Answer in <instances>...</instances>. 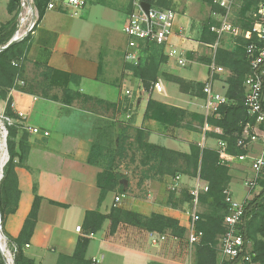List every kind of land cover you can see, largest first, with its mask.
<instances>
[{"label": "trees", "instance_id": "obj_1", "mask_svg": "<svg viewBox=\"0 0 264 264\" xmlns=\"http://www.w3.org/2000/svg\"><path fill=\"white\" fill-rule=\"evenodd\" d=\"M153 7L170 9L171 3L166 0H141ZM210 8V16L204 21L199 42L207 46L214 45L218 35L213 30L221 26L220 19L225 11L219 7L216 0H200ZM50 0H34V7L38 11V20L32 32L22 41L8 49L1 51L8 45L17 31V16L21 8V0H9L8 13L13 18L0 26V101L8 99L12 90L22 91L28 94L41 96L42 98L62 103L68 107L80 109L95 114L99 119L92 141L88 163L99 167L101 172L97 175L96 184L100 191L98 206H102L109 194L122 197L127 194V177L117 168V161L129 150L140 155V164L143 166L145 178L173 179L177 176H185L191 179L200 178L209 186L208 192L202 193L199 199L203 213L196 224L198 232L203 234L200 243L194 246V264H264V169L257 180L256 188L251 200L245 205V213L240 226L245 245L252 247L251 261L221 259L220 244L225 233L224 220L228 214L227 194L232 181L229 161L223 163L217 149L202 146L199 143H191L188 152L176 151L149 141V133L140 128H133L134 135H129V129H123L122 135L115 143L112 141L113 126L104 120L106 112L120 110L123 102L110 103L98 99L80 91L81 77L52 68L45 61L34 63L36 73L33 78L26 76V60L31 49L32 35L38 25L41 24ZM254 2L243 0L238 13V19L234 22L244 31L252 28V20L248 17ZM131 2L129 14L133 12ZM233 40V38H232ZM252 41L242 37L236 38L230 47H219L215 61L229 73L226 79V97L229 104L219 109V117L206 118L204 114L191 112L180 107L163 103L154 97L149 98L145 111V120H154L164 126L166 130L186 129L199 132L206 124L220 128L222 133H205L206 137L217 138L227 146V153L231 156H241L249 153V150L239 144L247 133L252 134V128L256 126V117L249 116L245 106L246 88L245 81L250 74V63L246 47ZM143 55L138 65L126 63L124 71L132 74L139 80L145 91L150 92L152 85L163 76L165 81L178 86L182 94L198 99H204L205 83L189 81L182 77L163 72L162 66L169 62L164 48L154 43H141ZM194 54L189 53L190 60ZM199 62L208 66L209 57H200ZM102 67V64H101ZM23 82V85L20 83ZM6 113L16 118L9 101ZM251 125V130H245ZM264 129V126H262ZM247 132V133H246ZM21 135L19 141L18 136ZM132 139V142L130 141ZM28 133L18 127H10L8 138L9 161L4 167V177L0 181V213L2 215V231L9 238L13 252V264H42L31 258L26 250L30 246L35 228L39 220V213L43 198L36 195L32 209L24 222L18 237L10 236L6 231L7 220L10 215L17 212L21 191L16 168L22 164L29 152V146L25 143ZM130 142V143H129ZM170 195L169 205L176 209L184 206L191 208L192 196L189 189H182L179 193ZM177 198L178 204H173ZM51 204L65 207V205L51 201ZM110 223V234L114 235L119 226H130L150 234L170 235L184 240L187 229L179 220L159 213L143 215L123 207L112 206L107 214L99 209L88 211L85 216L82 237L79 238L72 255L60 254L56 264H98L87 258V252L91 238L86 235H95L101 232L105 223ZM0 264H6L4 256L0 252Z\"/></svg>", "mask_w": 264, "mask_h": 264}, {"label": "crops", "instance_id": "obj_2", "mask_svg": "<svg viewBox=\"0 0 264 264\" xmlns=\"http://www.w3.org/2000/svg\"><path fill=\"white\" fill-rule=\"evenodd\" d=\"M73 18L70 9L64 6L46 12L41 24L32 35L31 49L26 60V68L29 66L30 68L27 69L26 76L29 75V79L33 78L34 75L29 71L31 66L34 67L37 61H45L54 69L81 77L80 91L82 93L110 103L123 102V96L129 90L126 89L123 93V85H126L127 80L122 75L125 71L119 61L120 50L115 40L109 38L108 54L102 62L103 43L100 39H93L95 30L90 34L85 33L80 27L84 19L77 24L78 22ZM187 26H189L188 21L184 22L179 18L175 32ZM223 38L221 47H230L229 41L233 43L232 37L226 35ZM172 41L186 49L188 53L199 51L198 43L192 39L181 42L174 36ZM175 66L176 64L169 59L161 70L189 81L203 83L208 81L209 74L204 80L194 77L193 73L198 72L196 68H192L190 76H181L174 72ZM103 72L104 78L101 77ZM229 75L230 73L226 71L223 75L216 77L214 89L218 93L226 94L228 87L226 79ZM102 83L110 87L119 86L118 99L107 100L108 97L114 96V91L112 88L100 90L99 84ZM169 85L171 87L166 89L167 98L161 99V96H158L157 100L188 111H194L191 105L199 106L201 111L194 112L203 113L202 99L188 100L187 96L179 91L177 85L172 83ZM88 89L90 92H87ZM141 92L144 93V90L141 89ZM149 98L137 97L133 108L134 123L131 125L147 131L151 143L160 145L159 142L164 141L167 143L165 147L181 152H188L191 143H199L218 150L220 140L217 138L206 137L204 134L202 143L198 141L196 132L186 129H179L178 133L172 136L158 122L145 120L144 115ZM9 101L12 103V110L16 117L23 113L26 125L40 128L43 132H48L49 136L28 133V140L25 143L29 146V152L24 162L16 168L21 198L17 212L10 215L7 220L6 231L10 236L18 237L30 214L36 195L42 197L39 220L26 253L38 263L56 264L60 254L74 253L78 240L83 235L77 231V228L83 227L86 213L99 209L101 213L107 214L115 205L114 194H109L99 208L100 191L97 188L96 179L101 169L88 163L94 132L102 117L76 106L68 107L18 90H12L8 99L0 101V112H6ZM204 131L205 133H222L220 128L208 124ZM20 138L21 135L18 136L17 141ZM263 148V140L253 144L251 155H257ZM236 172L237 170L234 172L233 169L231 170L232 181L229 188L234 198L238 197L236 187L242 186L234 175ZM143 179L142 194L140 196L126 194L117 207L147 216L159 213L175 218L188 230L186 238L182 240L164 235L165 240L154 245L151 241L153 234L130 226L121 225L117 232L111 235L110 223L107 222L101 232L91 237L87 258L98 264H194L195 248L189 242L190 208L184 206L183 209H176L168 202L170 196L168 189L174 179L169 176L163 178L143 176ZM194 184V179L181 177L180 188L190 189ZM248 194L246 188V194L240 201L249 200ZM51 201L63 204L65 207L53 205Z\"/></svg>", "mask_w": 264, "mask_h": 264}, {"label": "built area", "instance_id": "obj_3", "mask_svg": "<svg viewBox=\"0 0 264 264\" xmlns=\"http://www.w3.org/2000/svg\"><path fill=\"white\" fill-rule=\"evenodd\" d=\"M142 2L141 0H133V12L128 15L123 27V32L128 37L127 49L124 54L126 62L138 65L143 55L141 43L148 42L162 46L165 55L168 56L169 59L174 60L179 67L184 68L192 63L188 57V51L174 44L172 41V37L174 36L178 37L181 42L190 40V27L181 28L176 33L175 30L179 21L178 13L170 9H161L153 6L146 12L141 6ZM253 2L254 4L248 14V17L252 20V28L249 31H244L237 27L232 21L236 9L242 6L243 0H216L219 7L225 11V14L220 19L221 26L213 29L218 35L217 41L214 45L210 46L201 43L203 46L213 49L211 62L207 66L209 78L205 83V97L203 99V114L206 118H209L215 116L219 117V109L223 105L229 104L226 95L220 94L214 89L216 77L223 75L227 71L215 61L216 52L220 46L221 40L224 36L229 35L233 39L242 37L252 41L246 47L250 63V74L245 81V106L249 116L256 117V126L252 128V134L248 135L247 132L251 130V125H247L245 129L247 135L239 142L241 146L249 150V153L241 156H231L227 153L226 144L221 141L219 142L218 148L223 163L226 161H229L230 164L250 163L251 175L245 183L246 188L249 189L250 196L252 191L256 188L257 180L264 169V148L257 155H251V146L261 140L264 141V129H262V126H264V0H253ZM27 3L33 21L26 35L21 36L17 32L14 36L19 42L32 32L36 25L35 18L38 11L34 7V0H28ZM85 5V0H50L47 11L56 10L63 6L69 9L79 10ZM23 6H25V0ZM20 85H23V82H21ZM151 91L159 96H168L162 79H159L152 85ZM126 94L129 95L130 92L127 91ZM24 119L25 115L23 113L13 118L6 112H0V148L5 156V165L9 161L8 138L10 127H18L22 131L30 134L49 136L48 132H43L40 128L26 125ZM206 126L207 124L205 127ZM181 177L182 176H177L174 178L170 187L172 190L181 189ZM194 183L195 184L189 189L192 196L189 242L192 246L200 243L203 237V234L196 229V224L200 219L199 210L201 206L199 199L202 193L208 192L209 190L208 184L201 181L199 177L194 179ZM225 193L227 194L226 202L228 204V214L224 220L225 233L220 244L221 256L223 260H239L240 263L243 261L250 262L252 247L250 244L248 246L245 245L244 237L240 233V226L242 225V219L245 213V205L248 200L245 202L236 200L230 190ZM122 197L115 198V207L118 206ZM77 231L84 234L81 227H78ZM86 236L90 238L93 237V235ZM164 240L165 236L163 235L153 234L151 236V241L154 245H158Z\"/></svg>", "mask_w": 264, "mask_h": 264}, {"label": "rangeland", "instance_id": "obj_4", "mask_svg": "<svg viewBox=\"0 0 264 264\" xmlns=\"http://www.w3.org/2000/svg\"><path fill=\"white\" fill-rule=\"evenodd\" d=\"M86 6L79 9V10H73L70 9V14L73 15L74 21L78 22L80 20L84 19V22L81 23L80 27L83 28V31L87 34H90V32H94V40L100 39L103 43L102 51H101V61L104 62V58L108 54V42L109 38H113L116 42V46L120 50V64H122V67L127 63L124 58V53L127 49V43H128V37L123 32V27L126 22V17L129 15V8L131 2L133 0H85ZM171 3V10L175 11L179 14V18H181L184 22L189 23L190 27V38L192 41L198 43L199 51L194 54V59L192 60L193 63L188 64V66L182 68L179 67L174 60H172L176 66L174 68V72L181 75V76H190V71L192 68H196L198 72L193 73L194 77L198 80H204L207 75L209 74L208 68L205 64L199 62V58H207L209 57L211 59L213 49L203 46L200 42V36L202 32V26L204 21L210 16V8L205 6L200 0H166ZM8 3L9 0H0V26L4 23L9 22L12 20L13 16L9 15L8 13ZM24 0H21V8L19 11V14L17 16V31L21 36L26 35L30 26L31 22L33 21V17L30 14L29 5L23 6ZM240 8L238 7L235 11V14L233 16L232 21L235 22L238 19V13ZM38 20V14H36L35 21ZM77 24H80L78 22ZM79 28L80 30H82ZM15 33V35H16ZM226 37V36H225ZM224 39V38H223ZM220 42L221 47L223 45L222 41ZM234 40V39H233ZM230 42V43H229ZM228 43L231 44V40ZM196 63V64H194ZM29 67L26 68L29 69ZM34 75L36 73V69L31 66V69L29 70ZM194 71V70H193ZM192 71V72H193ZM195 72V71H194ZM104 72L101 75V77L104 78ZM123 76H125V79L127 80L126 85H123V93H125V90L128 89L131 93L129 95L123 96V105L120 108V110L116 112H106L104 115L106 116L104 120L107 124L113 126V135H112V141L115 143V141L118 139L120 135H122L123 129H129V135H134V129L131 124L134 123L135 115L133 116V108L135 107L137 97H154L158 98L159 95L155 94L153 91L147 92L144 90L142 84H139V80L132 77V74L123 72ZM192 75V76H193ZM29 75H27L28 77ZM29 78V77H28ZM160 79L164 81V85L166 89H169L171 86L169 85L167 81L163 78V76H160ZM100 90H105L107 88H112L114 91V96H110L107 98V100L115 101L118 99V96L120 95V87L119 86H108L105 83L99 84ZM141 89L144 90V93L141 92ZM90 89H88L87 92ZM140 94H139V93ZM188 100H193L195 97H191L189 95H186ZM165 99L167 97L161 96V99ZM191 109L194 111H201V108L198 106H192ZM191 111V112H194ZM203 114V113H202ZM205 128V127H204ZM204 128H200L199 132L197 133L198 141L204 142ZM179 129L176 130H167L170 135L175 136V133H178ZM189 131V130H188ZM131 138V142H132ZM130 143V142H129ZM160 145L166 146L164 141L159 142ZM118 170L124 174L127 177V194L129 193L132 195L140 196L142 194L141 185L144 181L143 176V166L140 164V155L135 154L133 150H129L125 156H123L121 159H119L116 163ZM231 170L233 169V172L237 170L236 173H234L235 177L237 178V181L239 182L240 187H236L237 190V196L235 197L237 200H241L242 197L246 194V186L245 183L248 180L249 176L251 175V165L250 163L245 164H230ZM4 171V169H3ZM141 177V179H140ZM245 186V187H244ZM169 186L168 192L169 195H172L173 193H176V197H178L177 193L179 190H172ZM249 192V189H248ZM254 194L252 193V196L248 194L249 200L253 198ZM170 197V196H169ZM173 204H178V199L175 198L173 200ZM203 207H200V214L203 213ZM3 232V231H2ZM4 235V233H3ZM4 239H6V249L7 252L11 255V260L13 264V252L12 247L10 246L9 238H7L4 235ZM5 258V256H4ZM10 258V257H9ZM220 258L222 256L220 255ZM6 264H9L7 258H5Z\"/></svg>", "mask_w": 264, "mask_h": 264}, {"label": "bare ground", "instance_id": "obj_5", "mask_svg": "<svg viewBox=\"0 0 264 264\" xmlns=\"http://www.w3.org/2000/svg\"><path fill=\"white\" fill-rule=\"evenodd\" d=\"M27 2H28V0H25V5H27ZM4 157H5L4 153H3L2 149L0 148V179L2 177L3 169H4V165H5ZM5 241H6V239H4L3 232H2V230H0V246H1V249L3 251L5 258H7L9 264H12L11 255L7 252Z\"/></svg>", "mask_w": 264, "mask_h": 264}, {"label": "water", "instance_id": "obj_6", "mask_svg": "<svg viewBox=\"0 0 264 264\" xmlns=\"http://www.w3.org/2000/svg\"><path fill=\"white\" fill-rule=\"evenodd\" d=\"M141 6H142V8H143L146 12L151 8V5H150L149 3H147V2H142ZM18 42H19V41H18L17 39H15V38L12 39V41H11L8 45H6L5 47H3V48L1 49V51H4V50L8 49L9 47L13 46L14 44H16V43H18ZM3 177H4V172H3V174H2V177H1L0 181L2 180ZM0 230H2V215H1V213H0ZM0 252H1V254L4 256L3 251H2V249H1V246H0Z\"/></svg>", "mask_w": 264, "mask_h": 264}]
</instances>
